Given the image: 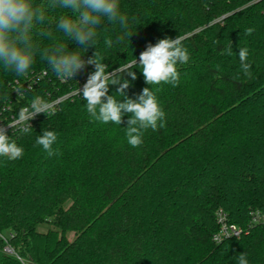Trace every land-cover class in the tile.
<instances>
[{
    "label": "trees",
    "instance_id": "1",
    "mask_svg": "<svg viewBox=\"0 0 264 264\" xmlns=\"http://www.w3.org/2000/svg\"><path fill=\"white\" fill-rule=\"evenodd\" d=\"M120 11L130 41L107 48L104 40L123 29L105 20L96 47L77 51L87 60L97 50L111 72L134 56L139 63L149 43L184 35L190 60L177 65L178 86L147 85L139 67L130 69L135 80L125 74L130 98L158 89L166 125L133 148L124 129L130 114L121 125L94 122L76 94L94 65L67 80L39 55L23 77L0 65V126L34 96L54 103L29 133L7 128L24 154L0 157V234L13 250L4 253L0 239V264H238L240 253L264 264V226H249L251 211L264 212V0H120ZM47 15L34 43L82 46L56 29L70 10ZM230 43L234 55H222ZM240 47L249 50L251 76L240 69ZM115 91L110 85L123 99ZM44 129L59 136L51 157L35 144ZM218 210L240 237L213 241ZM40 224L50 228L39 232Z\"/></svg>",
    "mask_w": 264,
    "mask_h": 264
},
{
    "label": "clouds",
    "instance_id": "2",
    "mask_svg": "<svg viewBox=\"0 0 264 264\" xmlns=\"http://www.w3.org/2000/svg\"><path fill=\"white\" fill-rule=\"evenodd\" d=\"M66 9L73 16L61 15L56 23V29L73 42L82 45L70 51L68 45L55 42L47 48L41 49L34 43L33 35L38 26L48 20L49 9ZM74 17V18H73ZM133 20L135 17L132 18ZM119 24L123 29L122 35L104 40L107 48L121 44L125 39L130 41L134 34L128 30L129 18L120 11V0H46L37 4L35 0H0V65L13 72L18 77L25 76L33 66L39 55L45 60L54 74L61 80L73 79L84 70L86 65H94L82 88L77 93L86 101V111L94 122L102 124L113 123L121 125L125 115L130 114L125 129L127 143L137 148L143 144L144 132L153 131L166 125V113L162 109L156 91L150 87L142 89L135 99L127 95L131 81L125 74L135 80V71L130 69L139 67L147 85L169 84L176 87L180 83V73L177 65L187 64L190 53L184 45L185 36L176 38H162L155 44L149 43L137 58L120 65L114 71H108L104 58L96 50L87 60L77 49H84L97 45L99 25L104 21ZM253 28H247L245 35H251ZM41 34L51 36L50 32ZM214 43H217L214 41ZM222 55H234L232 43L222 51ZM240 69L246 76H251V65L248 63L249 50L247 47L239 49ZM116 86V95L109 94V86ZM18 95H23L20 88L15 89ZM54 111V103L41 96H34L30 103L19 109L18 113L7 123V127L15 129L21 134L32 130L29 123L38 114L47 116ZM7 134V128L0 126V157L17 160L24 154L23 147ZM59 139L55 130L44 129L36 137L35 144L40 146L49 156L56 154L54 145ZM238 264H249L246 253H240Z\"/></svg>",
    "mask_w": 264,
    "mask_h": 264
},
{
    "label": "built area",
    "instance_id": "3",
    "mask_svg": "<svg viewBox=\"0 0 264 264\" xmlns=\"http://www.w3.org/2000/svg\"><path fill=\"white\" fill-rule=\"evenodd\" d=\"M12 118L13 117L10 118V121ZM5 128H8L7 125ZM249 217V226H264V212L253 210L249 213ZM216 223L218 225V231L212 237L215 243H221L222 241L230 238H238L242 234V230L239 227L230 224L227 221V217L221 210L216 212ZM7 237L8 236L0 234V239L5 243L2 250L4 253L12 255L13 250L6 243Z\"/></svg>",
    "mask_w": 264,
    "mask_h": 264
},
{
    "label": "rangeland",
    "instance_id": "4",
    "mask_svg": "<svg viewBox=\"0 0 264 264\" xmlns=\"http://www.w3.org/2000/svg\"><path fill=\"white\" fill-rule=\"evenodd\" d=\"M49 228H50V226L47 225V224H40V225L36 226V230L39 231V232H46ZM67 238H68V240H72L73 234L72 233H68L67 234Z\"/></svg>",
    "mask_w": 264,
    "mask_h": 264
}]
</instances>
